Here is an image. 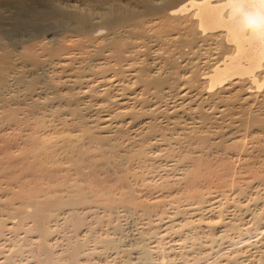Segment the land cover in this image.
<instances>
[{
    "label": "bare ground",
    "instance_id": "6f19581e",
    "mask_svg": "<svg viewBox=\"0 0 264 264\" xmlns=\"http://www.w3.org/2000/svg\"><path fill=\"white\" fill-rule=\"evenodd\" d=\"M236 2L0 0V264H171L264 224V44ZM160 166L182 193L152 196Z\"/></svg>",
    "mask_w": 264,
    "mask_h": 264
},
{
    "label": "rangeland",
    "instance_id": "374dc122",
    "mask_svg": "<svg viewBox=\"0 0 264 264\" xmlns=\"http://www.w3.org/2000/svg\"><path fill=\"white\" fill-rule=\"evenodd\" d=\"M45 132V131H44ZM43 134H45L46 135V137H49V136H47V134H49V132L48 131H46L45 133H43ZM43 134H42V132L40 133V134H38V136L39 137H42L43 139H46L45 138V135L43 136ZM41 135V136H40ZM74 135H75V133H74ZM21 136H22V134H21ZM41 138V139H42ZM22 140V139H21ZM20 140V141H21ZM18 141H19V139H18ZM161 165H163V164H161ZM160 168H161V170L163 171V166H160ZM163 168V169H162ZM161 170H158V171H154L153 173H151V174H149L150 176H149V179L151 180L152 179V181H150L151 182V184L153 185H155L156 187L160 184V179L161 178H165V179H167V180H169L170 179V177H171V175H169L170 173H167V172H165V171H161ZM158 172V173H157ZM162 173V174H161ZM165 173V174H164ZM159 174V175H158ZM166 175H168V178H166L167 176ZM162 176H164V177H162ZM152 177V178H151ZM159 177V178H158ZM161 177V178H160ZM171 179H173V178H171ZM149 182V181H148ZM153 182H155V183H153ZM171 182V183H170ZM170 182L168 181V182H166V183H169V185L171 186V185H173L172 187H170L168 184H166V183H164L165 185H163V187L161 188V186L159 185L158 186V188H161V190L164 188V190H166V189H169V190H166V191H168V192H170V190H171V193H170V195L172 196V194H174L175 193V195H178V194H180V193H182V192H180L181 190H180V188L181 187H178L177 185L176 186H174V184H172L173 182H172V180H170ZM156 183H157V185H156ZM166 185H168L167 187H169V188H167V187H165ZM138 191L139 190H141L142 189V191L144 192V190H143V187H142V185L140 186V184H138ZM174 187H178L179 189V192H177V188H175L176 189V191H175V189H174ZM172 188V189H171ZM157 189V188H156ZM155 189V192L157 191ZM158 191H160V190H158ZM157 191V193H155L154 191V194L152 193V196L153 195H157V196H160V197H165L167 194V192L166 191H160V192H158ZM162 192V193H161ZM164 192V193H163ZM174 192V193H173ZM176 192H177V194H176ZM144 193H146V194H144ZM144 193H142L143 194V196H142V198L143 199H145V198H147V192H144ZM150 193V192H149ZM150 194H148V196H149ZM164 195V196H163ZM169 195V196H170ZM145 196V197H144ZM154 197V196H153ZM149 198V197H148ZM150 198H152L151 197V195H150ZM149 198V199H150ZM167 198V197H166ZM148 200V199H147ZM147 200H145V201H147ZM124 219V220H123ZM127 220V221H126ZM120 221V224H121V226H122V232H123V238L124 239H122L123 241L125 240V238H127L128 240L129 239H131V235L133 234V232H134V230H136L135 228H137L136 226H138V221L136 222L137 223V225H135L136 223H135V221L136 220H131L130 218H122V220H119ZM123 224H122V223ZM135 223V224H134ZM248 226H249V228H251V229H249L248 228ZM245 229L246 230H243V231H240L239 232V234H238V232L236 233V234H234V235H232L231 237H229V239H228V237L226 238V239H224V240H219V241H217V242H215V243H213V244H211V246L210 245H206L207 246V248L205 249L204 248V250H200V253H199V251L197 250L196 251V253L195 254H193V258L191 257V258H188L187 260H183L184 258H179V257H175V258H173V261L171 262V264H219V261L221 262V260H222V258H224V256L225 257H227V256H229V255H232L235 251H239V250H243V249H245L247 246L248 247H250V245H253V244H255V243H258L259 241H261L262 239H264V238H262V237H264V224H260V227L259 226H254V225H252V226H250V225H248ZM124 228V229H123ZM238 234V235H237ZM234 239H233V238ZM168 241V240H167ZM165 244H167L166 242H165ZM215 244V245H214ZM212 248V249H211ZM241 248V249H240ZM202 251V252H201ZM203 254V255H202ZM155 258V257H154ZM186 259V258H185ZM153 261H155L156 262V264L157 263H159V260H153ZM184 261L186 262V263H184ZM154 262V263H155ZM138 264H142V263H138Z\"/></svg>",
    "mask_w": 264,
    "mask_h": 264
},
{
    "label": "clouds",
    "instance_id": "9594fccd",
    "mask_svg": "<svg viewBox=\"0 0 264 264\" xmlns=\"http://www.w3.org/2000/svg\"><path fill=\"white\" fill-rule=\"evenodd\" d=\"M238 16L241 24L238 31L257 44H264V0H256L252 5L237 2L230 10Z\"/></svg>",
    "mask_w": 264,
    "mask_h": 264
}]
</instances>
